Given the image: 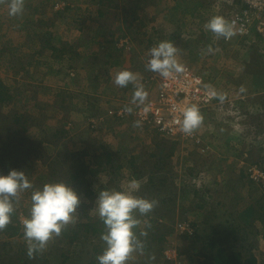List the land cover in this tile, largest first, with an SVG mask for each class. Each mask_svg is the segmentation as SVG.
Instances as JSON below:
<instances>
[{
    "label": "rangeland",
    "instance_id": "374dc122",
    "mask_svg": "<svg viewBox=\"0 0 264 264\" xmlns=\"http://www.w3.org/2000/svg\"><path fill=\"white\" fill-rule=\"evenodd\" d=\"M119 1L121 5H129V0ZM151 1L153 0H145L141 4L144 6L140 9H131L132 12L134 11L135 17L139 18V22H134V25L132 24L131 28H128V23L123 24L119 20L123 18L124 14L120 10L112 12L110 9L107 16L98 20V10L104 8L102 5H98V0H24L23 12L17 16H9L7 7L9 0H0V84L11 87L14 91L12 92L13 97L16 96L13 100L5 103L0 111L5 118L9 119V122L13 121L16 114L32 115L33 119L35 118V124L28 126V133L25 134V137L39 141L38 145L41 146L39 150L44 152L43 155L46 158L56 159L59 150L61 152L66 149L70 153L83 150L94 152L98 144L93 148V143L103 142L106 137L110 136L107 135L108 132L112 131L121 135L125 129L120 128L119 123L111 122L110 131V128H106L104 124L107 119L117 120V117L109 115V111H117L127 102L132 101L135 91V86L131 83L129 85H133V87L128 85L122 88L114 85L116 74L123 70L131 71L138 74L139 84L147 86L145 84L147 79L160 76L146 68L149 50L162 41L173 42L178 48V60L185 69L200 74L207 85H210L225 98L222 102L217 103L219 105L217 107L221 109L214 107L212 111L202 113L203 121L198 127V132L203 145H197L194 151L192 144L177 143L179 151L170 166V171L157 172L156 181L170 178L174 183L171 188L172 192L170 190L167 192L166 189H156L154 195L155 201H157L156 205L161 208L159 209L160 214L156 216V212L153 210L152 216H150L156 220L159 232L166 234V241L161 244L165 250L159 254L157 253L159 246L154 245V252L151 255L137 251L132 254L127 264H202V261L205 260L202 255L209 254V250L204 248L205 244L197 243V238L203 235V240H205L210 236L212 222L208 223V221L212 215H219L213 225H221L219 231H226L229 236V239L223 244L228 253H241L243 261L254 256L258 258L259 263L264 264V226L257 220H251L249 215V217L244 215L248 214L251 207L259 209L262 204L264 205V187L254 182L251 183L248 173L250 167L257 166L264 169V150L262 149L264 144L261 139L264 137V113L258 118H248V114H246L249 112L248 110L254 111L256 108L260 113L264 112V86H257L254 76L244 74V67L251 60L255 49L258 50L261 61H264V42L263 40L257 41L258 38L253 37L251 41L255 43V40L258 44L251 51L248 50L251 47L247 45V42L241 44V47L238 46L240 44H235L237 47H234L235 45L233 46L232 43L224 45L220 42L222 37L216 36L205 27L214 16L225 18L227 12L237 9L239 6L237 0H154L155 4H152ZM59 3H65V6L58 8ZM231 3L233 4L231 5ZM34 8L37 9V12ZM116 13H119L118 16ZM40 19L48 22L47 27L34 29L29 26L28 21L37 23ZM110 28L114 29L113 35L107 34ZM28 33L31 34V37L35 36V33L43 36L45 33L47 38L52 35L50 38L55 40V45L60 48L80 43L81 47L77 49V52H81V55L86 54L87 58L93 55L100 64L97 63L96 66L87 62L85 65H83L84 63L79 64L77 61L54 62L53 68H51L48 64L53 62L50 59L52 57L48 55V51L42 50L40 43L31 44L30 48L26 47L28 45L23 46ZM85 39H89V41ZM191 41L193 43H190ZM95 43L97 45L93 46ZM210 43L217 44L216 51L219 50V52L216 54L220 56L202 57L204 46L205 52L209 53L212 50L209 47ZM20 47L23 53H20V50H14ZM2 49L7 52L1 54ZM17 54L18 56H16ZM222 55L228 58L222 59ZM34 58L44 61L43 63L48 62V64L45 63L35 69L30 67L24 72L20 66L21 61L27 62ZM115 66L116 69H114ZM94 72L99 76L97 82L92 80L95 77ZM158 83L155 86L153 84L150 88H144L148 93L147 99L153 96L155 91H158L159 80ZM36 85L40 87L37 88ZM241 86L242 89H246L250 93L260 94L254 98L251 96L245 100H237L238 93L232 89L234 87L241 88ZM59 90L83 91L88 95V97L81 96L78 100L69 102L74 109L70 111L68 109L67 113L69 118H72L71 121L76 129L66 136L65 147L62 146V143L60 144L62 147L57 145L58 139L51 134L52 131L54 133L55 129L60 127L63 122L61 119L65 118V111H62L52 98ZM118 100H122L120 106ZM86 102H94L96 105L86 108ZM92 113L96 114L91 116ZM244 114L247 120L242 122L241 120L245 119ZM70 126L68 120L66 128L69 129ZM116 126L118 127L116 128ZM41 129H45V136H41ZM136 130L135 137L138 136L131 140L127 150V153L129 152L128 154L131 155L154 148L155 140L157 141L155 133H151L148 129L136 127ZM8 134L4 128L0 130V137L8 136ZM46 139L52 140L54 145L46 143L48 142ZM161 140L159 137L158 141ZM15 142L16 140H13L11 143ZM207 147L209 148L207 149ZM5 148L8 146L4 145L0 148V156ZM111 149L114 151L113 148ZM68 151L64 152L66 158L70 154ZM65 155L59 157L60 162L65 158ZM127 157L130 159L129 155ZM88 159L89 157L85 160ZM47 163L49 162L43 158L35 160L32 171L25 172L22 167L21 170L15 168L12 162L6 160L3 164L9 165V167L0 166V175H7L10 170L23 171L26 175L30 173L28 178L33 187L35 184L44 185L53 181L48 178L39 180L42 176H48ZM68 163L73 165V159L67 161L65 168H61L62 164L58 167L64 175H67L71 167ZM122 163L125 165H123L124 171L130 172L129 175L126 174L127 176L125 172L122 174L123 178L129 179L123 181L126 183H130L132 180L138 181V178H135L128 169V164ZM202 165L204 166L202 167ZM87 168V178L93 183L98 181L104 185L107 184L102 190H116V188L108 186L110 183L107 181H113L114 177L107 171L93 165ZM242 176L244 177L242 178ZM148 181V176H142L139 188L144 183H146L144 187L147 186ZM79 189L81 192H76L81 203L85 202L91 205L93 201L91 197H86L82 193V188ZM30 195L31 190H28L21 193L19 198L14 201L12 216L21 223L28 216ZM97 195L98 193H96L95 200ZM170 196L176 198L173 203L160 204L162 198ZM202 197L206 201H198ZM255 201H261L262 204H255ZM212 205L215 207L216 213L211 210ZM93 206L88 212V216L85 215L86 213L80 212L78 206L74 214V224L89 221V217L90 219L97 217L95 202ZM163 212L167 214L166 217L162 216ZM240 215L242 218L236 223V220L233 219H239ZM208 216L210 219L207 218ZM151 218H145L144 222H140L138 228L144 231ZM228 221L231 222V229H228ZM182 226L186 229L181 228ZM4 242L6 243L5 250L9 255L12 254L10 253L11 249L17 254L18 251H21V245L26 244L23 237L6 239L4 234H0V244L2 245ZM25 246L27 251V245ZM47 246L50 247L49 244ZM104 247L103 242L98 249L99 255L103 253ZM174 247L178 254L182 255H178L173 261L166 260L165 253H169L171 257L173 252L168 249ZM9 255L1 253V261L6 260L3 256L8 257ZM83 260L84 258L77 263L83 264ZM95 260L97 261V258ZM7 261L6 264L12 262L10 259ZM15 263L17 264V262Z\"/></svg>",
    "mask_w": 264,
    "mask_h": 264
},
{
    "label": "trees",
    "instance_id": "16d2710c",
    "mask_svg": "<svg viewBox=\"0 0 264 264\" xmlns=\"http://www.w3.org/2000/svg\"><path fill=\"white\" fill-rule=\"evenodd\" d=\"M105 1H107L105 3ZM145 0H129V5L124 6L123 4H120L119 0H98V5H102V7L98 10V16L97 19L101 20L103 17L108 15V11L111 9L112 12H122L123 18L119 19L122 21L123 24H127L128 28H131L132 24L134 25V22L138 21L139 18L135 17L134 11L132 12L131 9L137 10L142 8L144 5H141ZM237 2V1H235ZM152 4H155V1H151ZM131 5V7H130ZM137 8V9H136ZM34 10L37 12V9L34 8ZM131 13V14H130ZM119 13H116L118 16ZM132 18H129V17ZM117 19V18H116ZM47 23L45 20L40 19L37 23L30 22L28 21L29 26H31L34 29L38 28H44L47 27ZM49 26V25H48ZM4 28V27H3ZM120 28V27H119ZM114 29H108L107 34L108 35H113ZM35 36L31 37V34H27V40L23 44V46L30 48L31 44H37L40 43V46L43 51H48V55L52 58L53 62L47 63L51 68H53L54 62H74L77 61L79 64L85 65V62L91 63L92 65H98L100 64L98 61L94 59V56L91 55L88 58L85 57L86 54L81 55V52H77V49L81 47L80 43H76L75 45H67L66 47L60 48V46L55 45L56 43L54 42L55 40H52L50 35L48 38L46 37L45 33L44 36L39 33H35ZM260 39V38H258ZM86 40V39H85ZM263 39H260V41ZM86 41H89L87 39ZM183 42V41H181ZM264 42V40H263ZM12 43V42H10ZM190 43H193L192 41ZM183 44V43H182ZM97 45V43L93 44V46ZM191 45V44H190ZM17 47V46H16ZM15 47V48H16ZM23 47V48H24ZM188 48V47H187ZM14 50H20V53L22 52L21 47L18 49ZM6 53L7 50L2 49V53ZM41 53V51H38ZM83 52V50H82ZM19 53V54H20ZM39 54V53H38ZM18 56V54L16 55ZM82 56V57H81ZM15 57V55H13ZM81 57V58H80ZM85 57V58H83ZM17 59V57H15ZM38 59V58H37ZM40 59V58H39ZM98 60V59H97ZM44 61H39L34 58L33 60H29L27 62H22L20 63L21 69L25 72L27 71L30 67L31 68H37L40 65H44ZM50 62V61H49ZM98 63V64H97ZM46 65V66H48ZM98 73H95L94 81L97 82L99 81V76L96 75ZM244 74L249 76L251 75L253 78L256 79V85H261L264 84V61H261V56L258 53V50L255 49L254 52L252 53V58L250 61H248L244 67ZM37 88L40 87L36 85ZM95 86V85H94ZM130 87H133V85H129ZM96 88V86L94 87ZM14 92L11 87L7 86L6 84H0V108L3 107V105L9 100H13L15 97L12 94ZM218 93V92H217ZM19 95V94H18ZM82 97H88V95L83 92V91H61L57 92L55 95L52 96V98L56 101L58 104L59 108L62 111H65L63 119V122L61 123L60 127L55 129V132L53 134L54 137H56L58 140L56 141L59 145L62 143V146L65 145V139L70 132L74 131L76 129V126H74V123L71 121V117L69 118L67 110H73L74 107L73 105H70L69 102H73V100H78V98ZM225 98V97H224ZM222 102L218 97L216 103ZM96 105V103L92 102H86V108L88 107H93ZM78 109V108H77ZM214 109V108H213ZM213 109L210 110H202L200 111L201 114L206 111H212ZM96 113H92L91 116L95 115ZM67 117H66V116ZM90 116V115H89ZM132 117V116H130ZM128 117V118H130ZM68 119L71 126L70 128H66V125L68 123ZM247 120V117H245ZM9 119L5 118L2 112L0 111V130L4 128L6 133H9L8 136H1L0 137V148L2 146L6 145L8 148H5L3 152L1 153V158H0V166H5L9 167V165H4L3 162L7 160V162H12V164L15 166V168H20L22 167V170L26 171H32L34 168V161L38 160L40 158H43L47 160L49 163H47L49 167V173L48 176H42L39 180L41 179H53V181L50 182H64L67 183L70 187H74L78 193H80V189L82 188V193L86 197H91L93 200L91 202V205H88L85 202H82L79 207H80V212L86 213L85 215L88 216V212L94 207L93 203L95 202V197L96 193H99L100 190L104 188V184L95 181L93 183L89 178H87L88 174V166H96L100 168L103 171H107L112 177H114L113 181L109 180L107 182L110 183L108 185L109 187L116 188V190L119 189V191H132L130 187V183H126L125 181H128L127 177L123 178L124 174V168L122 163V160H126L128 164V169L132 172V175L135 178H138V181H142V176H148L149 178V183H147V186L142 184L141 188L138 190L133 191V194L137 197L145 198L148 200H155V191L156 189H166L167 192L169 190L172 192L171 188L174 186V183L170 178H165L161 179L159 181H156V175H158L157 172H161L164 170L170 171V166L173 163L177 151H179V148L177 147V143H171L167 141L166 139H162L161 141H158L159 135H156L155 140V146L154 148H150L147 150H144L143 152L136 153V154H125V151L123 149H120L119 151H113L109 145H104L103 143H93V148L98 144V147L94 149V152H89L87 150L78 151L74 153H70L67 149L64 151L59 150L57 153L58 158L56 159H49L46 158L44 152L42 150H39L41 146L38 145L37 140H32V139H27L25 137V134L28 133V126H32L35 124V118L33 119L32 115H18L16 114L15 117L13 118L12 122L8 121ZM66 120V121H65ZM126 120V119H125ZM4 121V122H3ZM38 124V123H37ZM91 125V124H90ZM94 130V129H93ZM41 136L46 135L45 129L40 130ZM49 134V133H47ZM22 136V138H21ZM50 138V135H49ZM13 140H16L15 143H11ZM47 140V139H46ZM48 142L51 145L53 144V141L48 139ZM54 145V144H53ZM198 144H193V150L197 148ZM59 146H56L60 148ZM61 146V147H62ZM199 146H201L199 144ZM65 147V146H64ZM209 148V147H208ZM261 148V147H260ZM264 150V147L262 148ZM127 150V149H125ZM67 151L70 153L69 157L66 158L67 156L65 153ZM65 152V153H64ZM192 152V151H191ZM65 155V158L60 162L61 159L59 157H63ZM130 156V159H128L127 156ZM38 157V158H37ZM86 157V158H85ZM87 157H89L88 160ZM34 158V160H32ZM69 159H73L74 164L71 165L70 169L67 172V175L62 174L63 172L61 171L60 168H58L61 165V168L66 167V163ZM26 166V167H25ZM69 166V165H68ZM125 166V165H124ZM204 165H202L203 167ZM157 168V169H155ZM104 172V173H105ZM171 173V172H170ZM30 173L27 174V176ZM130 174V172L126 173ZM149 174V175H148ZM127 176V175H126ZM174 176V175H173ZM246 176V174H245ZM244 176H242L243 178ZM37 180V181H39ZM252 183V181L250 180ZM141 183V182H140ZM43 185L35 184V188H42ZM116 186V187H115ZM93 187H95L93 189ZM197 192V191H196ZM195 192V193H196ZM153 194V196H152ZM93 197V198H92ZM176 198L174 197H167V198H162L160 200V204H170L175 201ZM198 201H206L202 197ZM201 203V202H200ZM208 203V202H207ZM159 204V205H160ZM255 204H262L261 201L256 202ZM160 207L157 205L154 207V211L156 212V216H159L157 214L159 213ZM213 212L215 211V207L212 205ZM211 211V212H212ZM216 213V211H215ZM167 214L164 212L162 213V216L166 217ZM246 217H251V220H257L261 223V225L264 226V205L260 206L259 209L252 208L250 211H248V214H244ZM249 215V216H248ZM85 216V217H87ZM137 219L140 220V222H144L143 220L145 218H151L150 216L151 213L141 216L139 213H136ZM155 216V217H156ZM210 219V217H207ZM219 218V215H212L211 219L208 221V223L212 222L210 225V228L212 229L210 236L207 237L205 240H203V235L199 236L197 238V243H203L204 248L209 250V254L204 253L202 256L205 258L204 261H202V264H261L259 263V260L257 257H250L249 259L242 260V255L241 253H228L227 249L224 248L225 245L224 242L229 239V236L226 234V231L220 232L219 229L221 228V225H213V222ZM241 215L238 218H234L233 220H236V223L239 222ZM148 224H146V228L143 231L142 229H139L138 227L136 228V234L138 239H140L143 244V250L141 251L144 254L151 255L152 252H154V245L159 246L157 248V253L162 254V252L165 250V247H162V243L166 241V234L160 233L158 224L156 220L151 218L148 220ZM155 223V224H154ZM21 221L15 219V217L11 216L10 223L4 228L0 229V234H4L6 239H15V238H21L23 237V228L21 225ZM151 225V226H150ZM227 226H229L228 229L232 228L231 222L228 221ZM237 227L241 228L240 226L237 225ZM104 225L103 223L99 220L98 216L91 218L89 217V221L86 220V222H81V223H76L74 224V221L70 223L69 225L65 226L64 229L61 232V235L58 237H54L52 240L48 242L50 247H46V249L39 253V254H34L32 258H29L27 255V251L25 249V243L21 245V251H18V253H14L12 249L10 250L11 255L8 254V252L5 250L6 243L0 244V254H6L9 255L8 257H4L6 259L4 262L5 264L8 262L7 260H12L10 264H80L77 262H80L81 259L84 258V263L83 264H98V261L95 260L97 256L99 255L98 249L100 244H103V241L100 239V234L104 232ZM141 232H146L147 235H141ZM191 235H196V234H191ZM198 235V234H197ZM189 236V235H188ZM190 237V236H189ZM47 244V245H48ZM183 252V251H181ZM182 254L180 253L179 256ZM76 257V258H75ZM59 259V261H57ZM167 260V259H166ZM20 261V263H18ZM4 262L1 261V256H0V264H4ZM82 264V263H81Z\"/></svg>",
    "mask_w": 264,
    "mask_h": 264
},
{
    "label": "clouds",
    "instance_id": "9594fccd",
    "mask_svg": "<svg viewBox=\"0 0 264 264\" xmlns=\"http://www.w3.org/2000/svg\"><path fill=\"white\" fill-rule=\"evenodd\" d=\"M7 7L9 16L20 15L24 9V0H9ZM205 27L226 40L235 34L232 25L221 16H214ZM177 53L178 48L173 42H160L147 54L149 56L147 70L158 73L165 79L175 78L184 73L186 69L179 62ZM138 79V74L123 70L116 74L114 83L122 88L130 83L133 84L135 91L132 103L139 106L145 105L148 93L143 85L138 83ZM205 89L209 99L218 97L223 101L224 97L210 85H205ZM149 109L150 106H145L143 111L147 112ZM202 121L203 116L199 106L192 104L184 108L181 118H176L173 122L179 126L178 130L181 133L190 135L202 124ZM130 187L132 191L105 189L97 195L95 214L105 229L100 234L105 247L103 253L97 257L98 264H127L133 253L143 250L144 244L136 234V228L140 224L136 213L141 216L151 213L157 201L133 194V191L139 189V182L130 181ZM28 190H31L30 207L28 216L22 221V228L27 255L32 258L34 254L43 252L48 242L60 236L64 227L73 222L81 200L77 192L67 183H45L42 188H34L23 171L10 170L7 175H0V229H4L10 223L14 212V201L21 193ZM141 235L147 233L141 232ZM166 259L169 260L167 257Z\"/></svg>",
    "mask_w": 264,
    "mask_h": 264
},
{
    "label": "built area",
    "instance_id": "2783aa9c",
    "mask_svg": "<svg viewBox=\"0 0 264 264\" xmlns=\"http://www.w3.org/2000/svg\"><path fill=\"white\" fill-rule=\"evenodd\" d=\"M237 1L239 5L237 9L227 12L224 18L232 25L235 34L227 40L222 37L223 40L227 43H233L256 36L264 40V0ZM64 6L65 3L57 5L58 8H63ZM157 79L160 82V87L153 96L145 101V105L138 106L130 101L117 111H109V115L123 121L132 116L136 124L138 122L139 127H144L151 133L159 135L161 139H166L173 143L203 145L198 128L190 135H185L178 130L179 126L173 121L176 118H181L182 110L192 104L198 105L200 111L203 109L210 110L214 107L221 109L217 107L219 106L216 103L217 98L209 99L206 96L205 85L207 83L205 79L195 71L186 70L175 78L150 77L145 81V84L149 85ZM145 106H150L149 111H143ZM248 173L252 182L264 187V169L257 166L250 167ZM181 228L186 229L184 226ZM168 251L173 252L171 257L169 253H165L169 260H174L178 257V251L175 247L168 249Z\"/></svg>",
    "mask_w": 264,
    "mask_h": 264
},
{
    "label": "crops",
    "instance_id": "0c3cea01",
    "mask_svg": "<svg viewBox=\"0 0 264 264\" xmlns=\"http://www.w3.org/2000/svg\"><path fill=\"white\" fill-rule=\"evenodd\" d=\"M256 38H259V37H257L256 36ZM253 39V37L251 38V39H248V40H241V41H236V42H233L232 43V45L234 46L235 44H240V45H238L239 47H241V44H243L244 42H247V45L249 46V47H251V48H248V50L249 51H251L253 48H254V46H256L257 44H258V42L257 41H260V39H258L257 41H255L254 40V42L255 43H253L251 40ZM220 40H222V41H220V42H222V44H224V45H228V44H231V43H227L226 41H224L223 39H220ZM251 43H253V44H251ZM211 45H209V47H211V51L208 53V52H205L206 51V48H205V46H204V52H203V46H202V57L204 56V57H212V56H218L219 54H216L217 52H219V50L218 51H216V49H217V44H212V43H210ZM234 47H237V45H235ZM247 50V51H248ZM221 51V50H220ZM220 56V55H219ZM223 56V58L222 59H227L228 57H226L225 55H222ZM215 62H216V60H215ZM119 65H121L120 63H119ZM114 69H116V66L114 67ZM112 70V69H111ZM108 73H109V71H108ZM150 76H152L151 74H150ZM153 76H154V74H153ZM155 77V76H154ZM248 78H251V77H248ZM156 81V82H155ZM114 84V83H113ZM154 84V86L155 85H157V84H159L158 83V80H154L153 82H151L149 85H147V86H144L143 85V87L144 88H150L152 85ZM114 85H116V84H114ZM263 86H264V84H262ZM261 85V83H260V85H258L259 87H261L262 86ZM256 86V85H255ZM254 87V86H253ZM259 87H257L256 86V88H259ZM237 87H234V89H232V91L233 90H236V92L238 93V97H237V100H245V99H248V98H250L251 96H252V98H254V97H256V96H259L258 94H260V93H250V92H248V91H246V89H243V91H241V89L243 88L242 86H241V88H237ZM259 90H261L260 88H259ZM264 90V89H263ZM237 93H235V95L237 96ZM128 99V98H127ZM119 102H120V104H119V106L122 104V100H118ZM241 104V103H240ZM243 104V103H242ZM247 106H248V104H247ZM249 112L248 113H246V114H248V118L249 117H252V118H258L259 116H262L263 115V113L264 112H259L258 110H257V108H256V110H248ZM260 115H259V114ZM244 117H245V114H244ZM245 120L246 119H242L241 121L242 122H245ZM111 122H113V123H119V127L120 128H125L124 129V132L121 134V135H117L116 133H113L112 131H111ZM104 124H105V126H106V128L108 127V128H110V131H111V133L110 132H108V134L107 135H110V136H108V137H106L105 139H104V141L103 142H99V143H103L104 145H109L111 148H113L114 149V151H116V150H120V149H123L124 151H125V154H128L127 153V150L129 149V147H130V144H131V140H134V139H136V137L138 136H136L135 137V132L137 131L136 130V127H139L137 124H136V122L134 121V119H133V117H130V118H127L126 120H124V121H121V120H113V119H107V120H105L104 121ZM118 126H116V128H117ZM254 129H255V127H254ZM111 137H112V140H110L111 139ZM113 137H115V138H113ZM263 137V136H262ZM261 139H263V141H262V143L264 144V137L263 138H261ZM106 141V142H105ZM98 143V142H97ZM125 149H127V150H125ZM130 157V156H129ZM122 162H127L126 160L124 161V160H122ZM125 172V171H124ZM137 182H139V181H137Z\"/></svg>",
    "mask_w": 264,
    "mask_h": 264
}]
</instances>
